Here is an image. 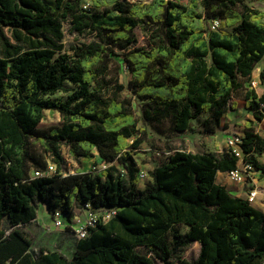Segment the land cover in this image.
<instances>
[{
  "label": "trees",
  "instance_id": "16d2710c",
  "mask_svg": "<svg viewBox=\"0 0 264 264\" xmlns=\"http://www.w3.org/2000/svg\"><path fill=\"white\" fill-rule=\"evenodd\" d=\"M66 25L82 38L69 48ZM261 62L264 12L243 0H0V264H175L192 242L198 258L176 264H264V211L216 182L218 171L237 168L235 154L178 149L144 189L133 154L146 124L168 121L181 133L203 118L202 133L215 135L235 97L263 121L264 92L247 85ZM67 82L73 93L52 97ZM46 110L62 123L41 131ZM63 146L76 159L117 165L64 171ZM242 149L263 177L264 136L252 119ZM49 160L58 173L33 177ZM40 203L70 218L87 203L117 214L66 254L34 248L27 225Z\"/></svg>",
  "mask_w": 264,
  "mask_h": 264
},
{
  "label": "rangeland",
  "instance_id": "374dc122",
  "mask_svg": "<svg viewBox=\"0 0 264 264\" xmlns=\"http://www.w3.org/2000/svg\"><path fill=\"white\" fill-rule=\"evenodd\" d=\"M243 1L247 3L249 6L257 8L264 12V0H243ZM137 33L139 36L138 44L143 45L147 43L146 34L139 28L137 29ZM65 34L66 36H65L64 41L66 44V48H69L71 44L78 42L79 39L82 40V38L78 37L77 34L71 33L69 31L68 25L65 26ZM263 64H264L263 62L259 63L258 67H262ZM120 73H121L122 81L127 82L129 78V74L125 72L124 69H121ZM252 80H255L256 82H258L257 87L252 86L251 82H249L247 85L255 90L258 89L261 92L262 88L264 87V84H262V82L259 81L258 79H252ZM76 88H77L76 85H74L71 82H67L64 88L58 91L56 94L52 95V97H60V98L66 99L71 93H73V91ZM124 95L130 96L131 94L128 90H125ZM238 103L239 104H238L237 109L229 111L225 116V121L228 127L226 126L224 129H222L218 133L217 138L215 137L214 139L225 141L226 135L242 133L243 127L246 124L247 120L250 119L249 117H252L253 115L247 109L242 107L241 102H238ZM202 119L203 118L195 120V129L193 130L194 133H192V135L190 134L182 135L179 133L171 132L170 124L168 121L164 122L163 124H158V125H150V124L144 125L146 129L145 139L142 143L141 148L138 151H135L133 153L134 158L136 159L138 166H139V172L141 170H144L145 172L148 173L147 179L141 180V181L139 180V184H138L139 188L146 187L148 181L150 180L149 171L152 168H154L156 165H160L163 163V161L166 158L165 154L163 153L164 151H171L173 153L174 151H176V149H186L189 146L188 141H187L188 139H190L189 136L196 137L197 143L202 144L205 142L203 140V137L205 135L202 133V128H201ZM253 120L256 125L257 131H259L260 134L264 135V121L259 122L254 117H253ZM61 123H62V116L58 111L46 110L45 117L40 122L38 127L41 131H43V130H47L51 126L60 125ZM140 125H143V123L140 122ZM190 140L192 141V138ZM156 149L162 151V153L157 154ZM63 154L65 157L66 167H67V170H64V171H69L71 173H74L77 171L87 170L86 169L87 167L85 168V166H88V165L90 166L93 164L89 162L90 160H87L85 162L83 158L76 159L72 157L66 146H63ZM259 161L260 163H263L264 165V155L259 156ZM120 168L122 169V167ZM125 175L127 176V174ZM138 176H139V173H138ZM50 227L54 228V225L51 223ZM184 230H186V227L184 228ZM46 235L48 236L50 234L46 233ZM34 238H35L34 239V242H35L36 235L34 236ZM138 250L142 253L152 255V251L149 248L139 247ZM199 253H200V244L192 242L187 247L182 249L181 251L175 253L172 261L175 264L177 263V260L179 258H184V259L194 261L198 258Z\"/></svg>",
  "mask_w": 264,
  "mask_h": 264
},
{
  "label": "crops",
  "instance_id": "0c3cea01",
  "mask_svg": "<svg viewBox=\"0 0 264 264\" xmlns=\"http://www.w3.org/2000/svg\"><path fill=\"white\" fill-rule=\"evenodd\" d=\"M261 69H262V67H257L254 70L253 79H258L259 81H261V79H260ZM256 91L259 95H261L264 92V87L262 88L261 92L258 89H256ZM234 102L236 104V109H237L238 104H239L238 102H241L242 107L247 109L245 107L246 106V100L235 97ZM231 110H235V109H230V110H228V112ZM249 112H251L253 115L252 111H249ZM226 114L223 116L221 124H220L216 134L215 135H209V136L205 135L203 137V140L206 143L205 142L202 144L197 143L196 137L189 136L190 139L192 138V141L190 139L187 140L189 146L186 148V150L192 151V152H200V153H203V152L221 153V152L227 150L226 138L229 135L225 136V141L214 139L215 137L217 138L218 133L227 126L226 121H225ZM253 117H254V115L252 117H249V118L253 120ZM263 121H261V122H263ZM201 128H202V125H201ZM194 129H195V120H193V129L192 130L181 132L179 134H182V135L190 134V135H192V133H194V131H193ZM238 134L244 135V127L242 130V133H238ZM176 150H178V149H176ZM83 159L85 160V162L87 160H90L89 161L90 163L95 162V157L83 158ZM261 165L264 168L263 163H261ZM88 166H85V168L87 167L86 169H89L91 167V165L89 167ZM258 172H259L258 176L255 180H253V182L241 184V183H237V182L233 181L229 177L227 171H218L217 176H216V182L218 184L225 186L234 195L241 196V197H245L248 194V192L250 191V186L252 184H256L261 189L262 193L257 197L256 202L253 205L264 211V176L263 177L260 176L263 173V170H259ZM141 189H144V188H141ZM77 213H78V210H77ZM51 223L53 224L52 213L48 210L46 203H40L39 208H38V216H37L36 220L27 225L28 230L30 229L29 231H31L30 233L33 234L34 236L36 235V241L34 242V248L38 249V250L41 248H50V249L59 250V251L66 253V254H72L73 251L75 250L76 246H77L79 239L70 230H67L64 228H55L54 229V228L50 227ZM46 233H49L50 235L47 236ZM195 243L199 244V242H195Z\"/></svg>",
  "mask_w": 264,
  "mask_h": 264
},
{
  "label": "built area",
  "instance_id": "2783aa9c",
  "mask_svg": "<svg viewBox=\"0 0 264 264\" xmlns=\"http://www.w3.org/2000/svg\"><path fill=\"white\" fill-rule=\"evenodd\" d=\"M218 26V22L213 23V27ZM127 70V67L125 66ZM252 86L257 87L258 82L255 80L251 81ZM264 107V103H261ZM243 134H232L226 138V147L231 153L235 154L238 159L237 168L228 170L229 177L241 184L251 183L258 176V171L253 163L245 160V154L242 149L243 143ZM157 154H161L162 151L157 150ZM166 157L172 154L171 151L163 152ZM117 165V160L113 162H101L91 165L87 170H82L79 172H90L93 174H102L105 171L109 170L112 166ZM121 174L125 175L127 172L122 167ZM58 173L57 164L49 160L47 168L45 170H34L33 177H50ZM63 174L66 172L63 171ZM148 177V173L144 170L139 172V180H145ZM262 193L261 189L256 185L252 184L250 186V191L245 196V198L251 203L256 202L257 197ZM117 214V209L115 207H94L91 203H87L84 207L78 210V213L75 214L73 218L68 217L61 210H56L52 212L53 216V225L54 228H64L70 229L72 233L78 238L82 239L89 235L90 228L95 227L99 222H106Z\"/></svg>",
  "mask_w": 264,
  "mask_h": 264
}]
</instances>
